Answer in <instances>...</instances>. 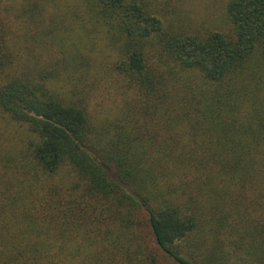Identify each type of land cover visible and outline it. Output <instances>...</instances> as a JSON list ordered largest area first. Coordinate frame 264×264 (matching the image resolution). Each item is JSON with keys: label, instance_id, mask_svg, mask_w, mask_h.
Here are the masks:
<instances>
[{"label": "trees", "instance_id": "1", "mask_svg": "<svg viewBox=\"0 0 264 264\" xmlns=\"http://www.w3.org/2000/svg\"><path fill=\"white\" fill-rule=\"evenodd\" d=\"M223 16L0 0V264H264V0Z\"/></svg>", "mask_w": 264, "mask_h": 264}, {"label": "rangeland", "instance_id": "2", "mask_svg": "<svg viewBox=\"0 0 264 264\" xmlns=\"http://www.w3.org/2000/svg\"><path fill=\"white\" fill-rule=\"evenodd\" d=\"M169 11L181 14L192 26L219 29L224 24V0H157ZM67 40L68 36H64ZM65 40V39H64Z\"/></svg>", "mask_w": 264, "mask_h": 264}]
</instances>
